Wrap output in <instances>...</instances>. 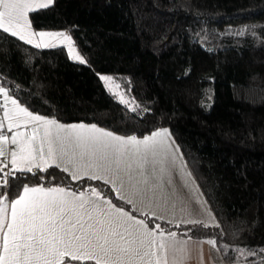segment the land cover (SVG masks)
<instances>
[{
    "label": "trees",
    "instance_id": "1",
    "mask_svg": "<svg viewBox=\"0 0 264 264\" xmlns=\"http://www.w3.org/2000/svg\"><path fill=\"white\" fill-rule=\"evenodd\" d=\"M27 18L34 30H66L86 63L0 29V88L60 123L134 137L166 128L215 224L137 213L103 181L56 166L7 176L9 199L25 185L95 187L154 231L216 241L224 264H264V0H51ZM99 74L118 78L135 107Z\"/></svg>",
    "mask_w": 264,
    "mask_h": 264
},
{
    "label": "snow or ice",
    "instance_id": "2",
    "mask_svg": "<svg viewBox=\"0 0 264 264\" xmlns=\"http://www.w3.org/2000/svg\"><path fill=\"white\" fill-rule=\"evenodd\" d=\"M50 3L51 0H47V3H37L36 0H0V29L14 37H19L25 43H33V39L26 38L19 29L24 27L27 12L39 7H47ZM35 35L41 38L49 36L53 39L63 37V33H36ZM64 38L67 39V37ZM34 46L40 47L41 45L35 44ZM76 59L80 63H86L80 56H77ZM100 78L104 81L111 80L110 77L101 76ZM116 87L119 86L116 85ZM0 93L6 98L8 97L7 91L3 88H0ZM11 103L17 105L16 100H12ZM17 111L31 121L55 123L44 121L42 117L27 112L19 105H17ZM5 119H12L8 116L7 110ZM55 126L58 133L65 131L62 126ZM2 127L3 125L0 124V128ZM8 127L11 130L13 125L9 123ZM16 127H19V124ZM77 129H80L81 132L86 131L89 135L77 133L73 137L70 133L61 138L57 134L55 138L47 140L48 160L55 161L59 157L63 161L67 156L66 162L73 164L77 172L85 165H77L74 159L75 152L73 151L69 155L68 149H78L81 161L87 155L89 157L87 168H101L105 172L124 171L125 168L130 171L132 165L126 164L124 159L125 146L135 145L138 151L142 149L137 166L143 169L144 165L149 162V156L156 155L157 138L166 134V130L153 132L151 136L137 141L135 137L114 136L110 132L96 129L94 125L87 129L84 125L71 126L72 132H76ZM104 138H109L115 143L110 144ZM0 139L7 141L6 137H0ZM11 142L17 143L15 136ZM66 142L67 147L65 146ZM20 151L23 153L25 149L21 148ZM113 154H115V160L111 158ZM0 155H3L2 151H0ZM43 158V148H41V159ZM20 160L21 163L18 164L17 153L13 151L12 170L5 173V177L14 175L15 171L31 172L32 167H40L35 163V156L31 148L28 149L27 155L20 157ZM96 161L102 163L98 164ZM47 162L45 160V163ZM113 163L116 166L115 170L111 168ZM122 164L125 165V168L121 167ZM7 166L4 164L5 168ZM56 166L60 167L59 164ZM40 170L44 171L45 169L40 167ZM62 170L68 171L66 167ZM160 171L163 174L165 170L161 168ZM84 175H88V173L85 171ZM72 178L77 179L76 173L72 174ZM89 178L103 179L104 183H109L106 177L98 174H92ZM129 178L131 179V177ZM6 187L9 185L5 178L3 184H0V232L3 234V252L0 254V264H62L64 257L81 261L94 260L95 264H124V257H127L128 264H131L135 257H139L143 261L145 257L155 255L154 251H142L145 244L144 237L153 236V232L141 221L128 215L123 208L115 207L110 200L102 198L101 193L95 187L91 188V196L95 199L89 198L83 192L75 194L59 186L45 189L40 186L29 187L28 185L24 186L23 194L17 198L9 199V193L4 191ZM127 202L131 203L130 200ZM9 216L10 219H7ZM188 223L201 222L192 220ZM137 225L143 229L142 232L140 228L136 227ZM208 226L205 224V227ZM157 228H159L158 225ZM160 234L163 236V232ZM169 235L173 240L169 241L167 245L162 240L159 245L161 250L175 249L176 244L179 243L174 239L175 232L169 233ZM117 236L119 240L114 239ZM125 236L128 239H125ZM204 243L213 247L216 245L214 240L204 241ZM155 247V241L151 240L149 248L154 249ZM179 251H183V249H179ZM114 253L121 255L114 260ZM156 264H160L159 259L156 260Z\"/></svg>",
    "mask_w": 264,
    "mask_h": 264
},
{
    "label": "crops",
    "instance_id": "3",
    "mask_svg": "<svg viewBox=\"0 0 264 264\" xmlns=\"http://www.w3.org/2000/svg\"><path fill=\"white\" fill-rule=\"evenodd\" d=\"M36 2H40V0H36ZM43 2H46V0H43ZM23 28L24 30L29 29L26 27ZM60 31H41V33H60ZM37 36L38 35L35 36L36 38L32 36L29 37L36 39L41 45L40 47H52L50 45H45L46 41L48 42L49 39L52 40L51 37L44 36L43 38L46 39L40 38L41 40H38ZM31 45L34 46L33 43H31ZM55 46H59V45H55ZM12 100L14 99L9 94L7 98L3 94H1L0 124H2L3 127L0 128V137H6L7 141L5 142L4 140L0 139V151L3 152V155H0V168L4 166V164H7L8 170H12V165H11L12 152L15 151L17 153V163L19 164L21 163L20 157L22 155H27L28 149L31 148L35 156V163L40 167L45 168L48 166H56L57 164H59L60 167L58 168L62 169L66 167L68 169V171L65 172L71 178H72V174L76 173L77 179L82 177L89 178V176L92 174H98L103 177H106L109 180V183L107 184L112 188L114 193L125 202L130 200L131 203L128 202L127 203L137 213H142V214L144 213L153 216L155 218L162 219L166 222L175 223V224L177 223L185 224L188 223V221H192V220L200 221L201 224L204 225L215 224V219L211 211L207 207L195 180L189 173L177 146L175 148L174 147L175 143L172 144L173 139L169 134V132H166L164 136L157 138V143L155 145L156 155L154 157L151 155L149 156V162L144 165L143 169L137 166V161L140 160L142 149L138 151L137 146L135 145H127L125 146L124 149L125 162L126 164L132 165L130 171L127 170L125 168V165L123 164L121 167L125 168L124 171L116 170V171L105 172L101 168H95V169L87 168L86 165L89 163V157L85 155L83 161H81L78 149H68L69 155H71L73 151L75 152L74 159L77 165L79 164L85 165V167L80 168L79 172H77V169L74 167L73 164L66 162L68 160L67 156L64 158L63 161L60 160L59 157H57L55 161L48 160L47 140L49 138H55L57 134H59L61 138L68 136L70 133L73 137L77 133L87 136L89 135V133L86 131L81 132L80 129H77L76 132H72L71 126L84 125L85 128L87 129L93 126L94 124L78 123V122L60 123L58 121L46 119L43 117L42 118L44 121L55 122V123L53 124V123H43L42 121H31L28 119V117L24 116L22 113H19L17 111V105L19 104L17 103V105H13L11 103ZM6 110L8 112V116L12 117L11 120L5 119ZM31 114L36 115L34 113ZM9 123L13 125L11 130H9L8 127ZM17 124H19V127H16ZM55 125L62 126L65 129V131L58 133V130ZM94 126L98 130H102L104 132H110L117 137H123V138L134 137V136L119 135L117 133L111 132L97 125ZM160 129H157L153 132L165 131ZM153 132H151L148 135L142 137H135V138L137 141H142L144 137L151 136ZM13 136H15L17 140L16 144H13L11 142ZM104 139H107L110 144L115 143L114 141H111L109 138H104ZM65 146L67 147V142ZM21 148L25 149L23 153L20 151ZM41 148H43V157H44L43 159H41ZM111 158L112 160H115V154H113ZM45 160H47L48 162L45 163ZM96 162L98 164L102 163L101 161H96ZM40 167H32V170L40 169ZM111 168L115 170L116 166L114 163L111 165ZM161 168L165 170L163 174H161L160 171ZM85 171L88 173V175H84ZM129 177H131V179ZM98 180L103 181V179H98ZM29 187H36V186H29ZM40 187L47 189L57 186H52V187L40 186ZM65 190L75 194L82 193L67 188H65ZM83 193L89 198L95 199V197L91 196V190ZM21 194H23V188L15 198H17ZM128 215L134 217L138 221H141L145 227H147L149 230L153 232V236L144 237L145 244L142 251L155 252L154 256L145 257L143 261H141L139 257H135L132 259L131 264H148V262H150V264H156L157 259H159L160 264H165V257H166V264H224L217 250L212 245L208 243H204L205 240H201V239H193V238L176 235L174 239L175 241L179 242L176 244V248L175 249L166 248L165 250H161L159 248L161 241L163 240L165 245H167L169 241L173 240V238L171 236H166L164 233L163 236H161L160 234L161 232L150 229L138 217H135L130 213H128ZM7 219H10V216L7 217ZM129 223H131V221H129ZM136 227L140 228V225H137ZM140 231L142 232L143 229L140 228ZM114 239L119 240V237L118 236L114 237ZM125 239H128V237L125 236ZM151 240L155 241L156 247L154 249L149 248V242ZM179 249H183V251H179ZM2 252H3V234L2 232H0V254H2ZM120 255L121 254L114 253L113 259L114 260L118 259ZM62 264H95V261L89 259H85L83 261L72 260L69 257H64L62 258ZM124 264H128L127 257H124Z\"/></svg>",
    "mask_w": 264,
    "mask_h": 264
},
{
    "label": "rangeland",
    "instance_id": "4",
    "mask_svg": "<svg viewBox=\"0 0 264 264\" xmlns=\"http://www.w3.org/2000/svg\"><path fill=\"white\" fill-rule=\"evenodd\" d=\"M37 3H47L43 2V0H40V2ZM26 22V23H25ZM24 22V27L29 28L27 30H24V28L19 29V31H21V34H23L26 38L28 39H33L29 36L35 37L36 33H41V30H34L31 27H29V22H28V18L26 17ZM60 33H63V37H57L55 39L52 38L48 40V42L46 41L45 45H50V46H55V45H59V46H64L68 57L75 62H79L76 57L81 55L77 52V50L75 49V46L73 44V41L69 35V33L66 30H61ZM64 37H67V39H65ZM36 38V37H35ZM38 40H41L39 36H37ZM42 39H46V38H42ZM33 44H39V42L36 39H33ZM82 58V57H81ZM101 76L104 77H110L111 80L109 81H104L101 80ZM99 78L101 80V82L103 83L104 87L113 95V97L119 101L120 103L124 104L126 107L133 109L135 107V102L134 100L129 96V94L126 92L125 88L122 87L120 85L119 79L114 77L111 74H99ZM116 85H118L119 87L117 88ZM2 94V93H1ZM160 130H166V128H161ZM172 144H174V142L172 141ZM174 147L176 148V145L174 144ZM2 178V177H1Z\"/></svg>",
    "mask_w": 264,
    "mask_h": 264
},
{
    "label": "built area",
    "instance_id": "5",
    "mask_svg": "<svg viewBox=\"0 0 264 264\" xmlns=\"http://www.w3.org/2000/svg\"><path fill=\"white\" fill-rule=\"evenodd\" d=\"M0 119H1V93H0ZM0 172L2 173V175L4 176L5 173L9 172L8 170V166L5 168L4 166H2L0 168ZM6 177L4 176L3 179H5Z\"/></svg>",
    "mask_w": 264,
    "mask_h": 264
}]
</instances>
